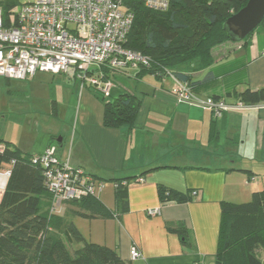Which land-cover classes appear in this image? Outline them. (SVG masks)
I'll use <instances>...</instances> for the list:
<instances>
[{
  "label": "crops",
  "instance_id": "0c3cea01",
  "mask_svg": "<svg viewBox=\"0 0 264 264\" xmlns=\"http://www.w3.org/2000/svg\"><path fill=\"white\" fill-rule=\"evenodd\" d=\"M17 1L0 0V7L6 12L26 3ZM218 48L225 52L207 67L188 73L197 95L234 103L244 90L264 88V26L243 41ZM116 72L120 70L110 72L111 79ZM120 73L119 83L114 82L104 96L90 87L87 78L35 72L27 79L29 89L35 79L47 78L44 74L52 81L60 74L66 79L71 117L62 116L60 125L45 124L40 141L23 148L28 152L18 147L19 142H9L32 155L53 148L60 162L104 181L97 196L116 217L84 218L74 214L77 205L63 203L57 214L62 228L73 222L86 239L114 249L129 264H213L221 203L247 202L254 191H264V107L230 109L214 118L208 110L177 102L169 76L140 73L137 68ZM128 77L133 78L132 86L121 82ZM119 97L131 100L135 108L131 124L118 126L106 118V104ZM58 99L63 95L50 102L56 118L64 109ZM212 123L217 133L210 138ZM117 179L131 180L126 212H120L115 197ZM6 181L0 173V199ZM159 188L186 200L162 202ZM153 209L158 212L149 214ZM133 248L140 253L135 260L130 257Z\"/></svg>",
  "mask_w": 264,
  "mask_h": 264
},
{
  "label": "trees",
  "instance_id": "16d2710c",
  "mask_svg": "<svg viewBox=\"0 0 264 264\" xmlns=\"http://www.w3.org/2000/svg\"><path fill=\"white\" fill-rule=\"evenodd\" d=\"M246 2L170 0L166 10L157 11L144 7L139 1L127 0L125 5L133 12L134 19L123 46L150 58L148 66L137 68L140 73L171 75L196 94L188 73L210 65L215 59L213 49L230 42L222 25ZM260 25L264 26V18ZM190 62L191 67L185 68ZM110 72L103 67V81H112ZM238 100L245 104L264 102V88L246 89ZM134 116L135 108L128 98L119 97L106 104V118L114 125L131 124ZM216 133L212 123L210 138ZM32 157L34 155L23 153L11 142L0 139V173L9 172L0 199V264H129L114 249L87 240L73 222L61 227L62 218L50 213L52 194L44 184V167L39 162L33 163ZM129 181L113 182L120 212L128 209ZM158 192L162 202L186 200L165 189L159 188ZM64 203L77 205L74 214L84 218L116 217L98 196ZM219 229L213 264H264L258 253L259 249L264 251V191H254L247 202H222ZM184 244H187L185 239Z\"/></svg>",
  "mask_w": 264,
  "mask_h": 264
},
{
  "label": "built area",
  "instance_id": "2783aa9c",
  "mask_svg": "<svg viewBox=\"0 0 264 264\" xmlns=\"http://www.w3.org/2000/svg\"><path fill=\"white\" fill-rule=\"evenodd\" d=\"M127 0H31L11 9L0 7V76L26 80L37 71L87 78L95 92L107 96L112 81H103V67L119 71L127 67L148 66L150 58L124 48L134 15ZM151 10L164 11L170 0H135ZM93 72L92 74H89ZM174 81L172 94L177 102L208 110L220 118L230 109L264 107V103H227L193 93ZM44 167L43 177L52 194L50 213L59 214L60 205L86 196H97L104 183L80 168H72L53 155V148L32 157ZM9 175L8 171L2 173ZM136 180L141 181V177ZM125 184V182L123 183ZM196 194V191H192ZM158 209L149 210L155 214ZM130 257H140L136 249ZM203 264V263H197Z\"/></svg>",
  "mask_w": 264,
  "mask_h": 264
},
{
  "label": "rangeland",
  "instance_id": "374dc122",
  "mask_svg": "<svg viewBox=\"0 0 264 264\" xmlns=\"http://www.w3.org/2000/svg\"><path fill=\"white\" fill-rule=\"evenodd\" d=\"M29 1L31 0H18L17 4ZM218 47L219 46L215 47V50L213 49L212 51L213 58H216L220 52H225ZM191 63L192 62L188 63V65H184L185 68L191 67ZM194 63L197 64V62ZM195 64H192V66ZM134 69L135 68L128 67L123 70H128L131 73ZM120 72H122V70H120ZM120 72H116V76L112 77V84H114V82L119 83L118 79L120 80V78H118V76L122 74ZM44 75L47 76V78H42L40 80L35 79L30 89L28 88V84H26L29 83L27 79L15 81L14 79L0 76V139L19 142L21 147H18L23 151V148L28 147V145H35V143L40 141V138L45 132V129H42L45 124L49 125L55 123V125H60L62 116H64L66 120H69L71 117V104L69 103L71 98L70 94H68L71 88L70 84H68L61 74L54 76V81L51 80L52 76L50 74ZM62 78L64 82H61L60 79ZM131 78L132 77H128V80L121 78V82L124 85L132 86L133 78ZM129 79H131V81H129ZM16 87L22 89H15ZM16 90L18 92L25 91L26 94L21 97L20 94L14 93ZM61 95H63V100H58L60 106L64 109L60 112L61 115L56 118L52 116L50 102L52 98L56 99ZM35 111H37V113H35ZM38 124L40 127H37ZM258 253L264 260V251L259 249Z\"/></svg>",
  "mask_w": 264,
  "mask_h": 264
},
{
  "label": "water",
  "instance_id": "95a60500",
  "mask_svg": "<svg viewBox=\"0 0 264 264\" xmlns=\"http://www.w3.org/2000/svg\"><path fill=\"white\" fill-rule=\"evenodd\" d=\"M263 18L264 0H247L242 8L224 21L222 28L230 41H242Z\"/></svg>",
  "mask_w": 264,
  "mask_h": 264
}]
</instances>
